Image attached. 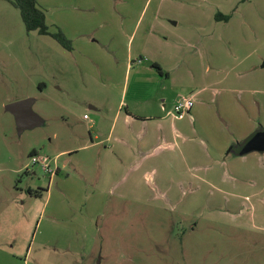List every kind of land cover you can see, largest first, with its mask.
<instances>
[{
	"label": "rangeland",
	"instance_id": "374dc122",
	"mask_svg": "<svg viewBox=\"0 0 264 264\" xmlns=\"http://www.w3.org/2000/svg\"><path fill=\"white\" fill-rule=\"evenodd\" d=\"M37 1L49 31L60 29L72 49L27 32L19 9L0 0V264H264V202L255 195L264 190V170L255 188L221 185L217 170L200 168L211 165L201 139L211 146L222 139L226 102L237 116L235 94L213 89L221 92L227 74H251L253 66L264 73V0ZM109 35L111 46L103 40ZM145 42L153 51L145 46L144 58L162 62L171 79L143 72L135 82L126 72L128 51ZM205 85L190 112L195 130L189 117L168 116L160 127L173 150L154 138L156 121L147 126L154 152L142 180L117 184L124 170L101 171L110 140L127 132L121 119L110 132L121 99L123 113L140 106L155 118L173 110L177 95ZM25 98L35 99L43 122L20 131L6 105ZM92 104L103 107L100 121ZM173 123L179 134L170 132ZM32 155L58 171L51 177Z\"/></svg>",
	"mask_w": 264,
	"mask_h": 264
},
{
	"label": "crops",
	"instance_id": "0c3cea01",
	"mask_svg": "<svg viewBox=\"0 0 264 264\" xmlns=\"http://www.w3.org/2000/svg\"><path fill=\"white\" fill-rule=\"evenodd\" d=\"M38 2V1H37ZM44 10V9H43ZM125 12H128V8H124ZM126 14V13H125ZM149 30H152L150 27ZM149 32V31H148ZM102 37V36H101ZM107 46H111L113 41L115 40V36L109 35L108 37L103 39ZM165 44V42H164ZM146 42L142 43L134 47V49H130L125 57L126 63V72L130 75V72L133 71V76L135 77L134 80L137 82L139 78H142L143 72L148 74V78L153 79L162 78V75H165L167 79H171L170 72L165 70V66L162 62L157 61L156 59L152 58L149 54L144 58L145 52L153 51V47L148 42L147 43V51L145 50ZM139 56V58H138ZM135 58V59H134ZM143 59H148L151 62V65H145ZM153 64H156L160 67V71L153 67ZM264 64H262V67ZM256 66L251 68L250 73L244 74H237L231 76L227 74L223 76L220 81L223 82L224 87L220 90L213 89L214 94H222L224 92L234 93V97H232L230 103L232 107L234 106L237 109V116L233 117L228 114L229 107L227 102L224 105V111L227 112L225 117L221 116V120L223 125L221 124L220 127L226 131V128L229 131L222 130V139L217 140L216 138L211 139L212 146L210 145V141L207 142L206 140L201 139V143L203 144L204 149H210L209 151L203 154L211 163V165H201L200 168H211L218 171V181L221 185H230V183L235 184L233 187H251V183L255 182V188L257 187L258 178L262 175V170H264V151H249L247 153L239 154L236 151L244 144L245 140L252 135L253 133L261 130L264 128V95L259 96V94H264V73L256 70ZM172 70V69H171ZM167 73H165V72ZM159 74V76H157ZM248 74V75H247ZM247 75V76H246ZM195 79V74L191 75V79ZM203 80L207 79V76L202 77ZM235 80L237 81V85H235ZM213 84H217V82H213ZM213 84H208L209 86H214ZM240 84L242 86H240ZM251 84H255L258 86H252ZM205 87L199 89L198 93H191L187 96H179L175 99V104L180 98H190L193 100L199 94L205 90ZM263 86V87H261ZM258 87V88H257ZM219 92V93H217ZM247 93L243 99V94ZM241 98L239 94H241ZM250 93H255V97H253ZM180 97V98H179ZM236 97V98H235ZM254 98L253 99H251ZM149 99V98H148ZM145 99L144 102L148 101ZM252 100V101H251ZM123 99L120 101L119 108L115 112L114 123L111 127L110 132H113L115 129V121L118 119L122 120L127 126V132L121 137H114L110 140V147L105 148L103 153V159L101 160L102 169L101 171L105 173L106 170L109 169H122L124 170V175L122 179H120L117 184H124V181L132 182L133 179H138L137 176L140 175L141 170L140 168L144 166L147 161L153 156L152 153L154 151L147 150L146 146L149 144L148 136L146 128L149 126L151 121H156L159 125V131L154 138L160 140L164 143L165 150H173V148H169L170 144L166 141L165 136L160 127L164 124V121L170 116L172 119H181L184 117H189V122L193 130L195 118L192 114H190L192 107L181 117H176L172 114L173 110H168L165 115L158 116L156 115L155 118H151L150 115H146L140 111V106H133L129 107L126 106L125 113L122 112L120 108L123 106ZM174 104V106H175ZM160 112L165 110V104H159L156 102V109ZM89 109L94 110L95 113H98L96 116V120L100 121L103 118L101 116V112H103V107L90 105ZM158 113V112H157ZM103 114V113H102ZM85 115V114H84ZM85 118V117H84ZM89 117H87L88 119ZM95 120V122H96ZM204 128V127H203ZM170 132L179 134V128L176 124H171L169 126ZM221 130V129H220ZM109 140V137L106 138ZM102 141H98L96 143L92 142L88 145L89 147H93ZM162 146V143L156 145L154 148ZM226 148H228L226 150ZM226 150V152H225ZM252 162L251 171H241L240 173L235 172L234 168L243 164ZM254 167V170H252ZM58 168L56 169V172ZM55 172V173H56ZM101 172V174H102ZM249 178H245L246 176H250ZM53 175H51L52 177ZM50 177V179H51ZM254 177V178H252ZM179 185L182 184L180 180L177 182ZM28 189H32L30 186L27 187ZM40 194L44 189H38ZM47 192V189H45ZM48 193H50L48 191ZM32 195V194H31ZM257 197V201L264 202V190L257 189L255 193Z\"/></svg>",
	"mask_w": 264,
	"mask_h": 264
},
{
	"label": "trees",
	"instance_id": "16d2710c",
	"mask_svg": "<svg viewBox=\"0 0 264 264\" xmlns=\"http://www.w3.org/2000/svg\"><path fill=\"white\" fill-rule=\"evenodd\" d=\"M20 11L22 21L24 23L25 29L27 32L36 31L41 35H51L56 39L62 47L67 50L72 49V42L66 35L60 30L57 29L55 32H50L49 27L46 24L45 11L38 4L37 0H8ZM246 1V0H242ZM216 18L221 20H228L229 16L218 12ZM153 67L160 71V67L156 64H153ZM30 194L39 196V190H27Z\"/></svg>",
	"mask_w": 264,
	"mask_h": 264
},
{
	"label": "water",
	"instance_id": "95a60500",
	"mask_svg": "<svg viewBox=\"0 0 264 264\" xmlns=\"http://www.w3.org/2000/svg\"><path fill=\"white\" fill-rule=\"evenodd\" d=\"M34 102V98H25L6 105V110L13 114L20 131L43 122L32 109ZM253 150L264 151V128L250 135L236 153L243 154Z\"/></svg>",
	"mask_w": 264,
	"mask_h": 264
},
{
	"label": "built area",
	"instance_id": "2783aa9c",
	"mask_svg": "<svg viewBox=\"0 0 264 264\" xmlns=\"http://www.w3.org/2000/svg\"><path fill=\"white\" fill-rule=\"evenodd\" d=\"M193 105V100L190 98H180L175 106H174V111L172 112V114L176 117H181L183 116ZM85 118H87L88 116L85 114L84 115ZM32 163H39L41 165V168L44 171L49 172L51 175H54L56 172V167L51 169L50 165L48 164L49 162L46 160V158H40L36 155H32L31 157Z\"/></svg>",
	"mask_w": 264,
	"mask_h": 264
}]
</instances>
